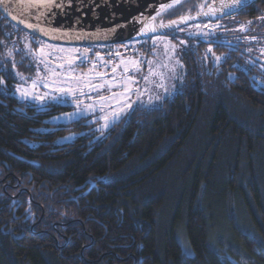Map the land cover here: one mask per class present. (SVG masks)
Instances as JSON below:
<instances>
[{
  "label": "trees",
  "instance_id": "16d2710c",
  "mask_svg": "<svg viewBox=\"0 0 264 264\" xmlns=\"http://www.w3.org/2000/svg\"><path fill=\"white\" fill-rule=\"evenodd\" d=\"M258 18L264 0L200 22L219 43L184 37L179 90L96 141L88 118L47 122L70 106L17 96L35 38L0 14V264H264V65L231 32Z\"/></svg>",
  "mask_w": 264,
  "mask_h": 264
},
{
  "label": "rangeland",
  "instance_id": "374dc122",
  "mask_svg": "<svg viewBox=\"0 0 264 264\" xmlns=\"http://www.w3.org/2000/svg\"><path fill=\"white\" fill-rule=\"evenodd\" d=\"M262 25L264 19H253L231 32L235 33L236 42L244 45L245 51L264 65V30L259 29ZM205 32V24L195 23L177 30L175 34L183 38L177 37L176 40L158 35L153 36L158 39L151 37L112 45L110 48L114 54L108 58L105 56L107 46H55L21 35L20 40L33 64V71L30 80L21 78L22 84L17 87L16 94L31 103L41 104L32 97L43 96L44 103L70 106L69 111L53 115L47 122L67 124L83 117L88 118L89 122H95L97 135L94 140L99 141L113 124L110 121L114 111L122 110V119L133 107L157 108L179 90L183 74L180 58L186 47L184 37L205 40L210 37L201 35ZM206 51L209 52V47ZM219 61L215 57L213 64ZM103 63L108 64L106 69H101ZM259 85L264 89V81H259ZM61 86L65 87L64 92L59 91ZM144 89L147 90L142 91ZM53 95L60 99L52 100ZM126 98L131 100V107L121 109V105H126ZM72 113L80 115L69 118ZM75 136L70 134L59 138L57 142H70ZM181 246L191 254L182 241Z\"/></svg>",
  "mask_w": 264,
  "mask_h": 264
},
{
  "label": "water",
  "instance_id": "95a60500",
  "mask_svg": "<svg viewBox=\"0 0 264 264\" xmlns=\"http://www.w3.org/2000/svg\"><path fill=\"white\" fill-rule=\"evenodd\" d=\"M155 1L71 0L69 3L68 0H5L4 4H0V14L13 27L45 43L89 47L120 45L158 35L170 36L183 27L213 20L224 14L227 9H222V4H237V0H218L205 11H199L192 16L157 21L184 1L181 0L153 19H148L146 13L139 15ZM252 1L245 0L247 5ZM152 29L156 31L153 32ZM200 42L206 45L219 43L211 39ZM222 44L233 46L232 42Z\"/></svg>",
  "mask_w": 264,
  "mask_h": 264
},
{
  "label": "snow or ice",
  "instance_id": "6c2138e0",
  "mask_svg": "<svg viewBox=\"0 0 264 264\" xmlns=\"http://www.w3.org/2000/svg\"><path fill=\"white\" fill-rule=\"evenodd\" d=\"M68 2L70 3L71 0H68ZM4 3H5V0H0V4H4ZM60 6L62 7L63 3H61ZM246 6H247V4H246L245 0H237V4L229 5V4L225 3V4L221 5V8L222 9H227V12H225L224 14H230L232 11H239V10L243 9L244 7H246ZM172 7H173V4L170 2V0H162L160 12L156 13V15H160L166 9H170ZM205 15H208V13H205ZM13 18L15 19V17H13ZM26 27L31 28L32 26L31 25H26ZM161 27H163V24H161ZM196 27L199 28L200 25L197 24ZM205 27H206V25H205ZM152 31L155 32L156 30L152 29ZM201 35H211V32L201 33ZM158 38L159 37H153V39H158ZM181 43H183V41H181ZM211 51H212V49L209 48V52H211ZM220 59H221V57H216L217 61H219ZM145 80H147V77L145 78ZM45 86L47 87L48 85H45ZM159 86H162V85H159ZM65 90L66 89L63 86H61L59 88L60 92H64ZM146 90L147 89H144L142 91H146ZM22 98H24V97L22 96ZM32 99L39 100L42 105L45 102V97H43V96H34V97H32ZM51 99L52 100H58L60 98L55 96V95H53V96H51ZM126 100H127L126 105H121V109H123L125 106L129 107V108L131 107V100L129 98H126ZM123 114L124 113H123L122 110L121 111H114L113 115H112V120L110 122L113 123V124L117 123L121 119ZM78 115H80V113H72V114H70L69 118H73V117H76ZM105 119H107V117H105ZM105 126H107V124Z\"/></svg>",
  "mask_w": 264,
  "mask_h": 264
},
{
  "label": "bare ground",
  "instance_id": "6f19581e",
  "mask_svg": "<svg viewBox=\"0 0 264 264\" xmlns=\"http://www.w3.org/2000/svg\"><path fill=\"white\" fill-rule=\"evenodd\" d=\"M180 1L181 0H170V2L173 4V6L178 4ZM161 4H162V0H156L152 5H150L144 11H142L139 15L141 16V15L146 13V15L148 16V19H153L154 17L158 16V15H156V13L160 12Z\"/></svg>",
  "mask_w": 264,
  "mask_h": 264
},
{
  "label": "built area",
  "instance_id": "2783aa9c",
  "mask_svg": "<svg viewBox=\"0 0 264 264\" xmlns=\"http://www.w3.org/2000/svg\"><path fill=\"white\" fill-rule=\"evenodd\" d=\"M114 54V52L112 51L111 48H108L105 52V56L108 58V57H112ZM108 67V64L106 63H103L102 66H101V69H106Z\"/></svg>",
  "mask_w": 264,
  "mask_h": 264
},
{
  "label": "flooded vegetation",
  "instance_id": "af4514ba",
  "mask_svg": "<svg viewBox=\"0 0 264 264\" xmlns=\"http://www.w3.org/2000/svg\"><path fill=\"white\" fill-rule=\"evenodd\" d=\"M209 29H210V28H205V30H206L207 32H208V31L210 32V30H209ZM169 37L171 38V37H172V35H170ZM208 39H209V38H208Z\"/></svg>",
  "mask_w": 264,
  "mask_h": 264
}]
</instances>
